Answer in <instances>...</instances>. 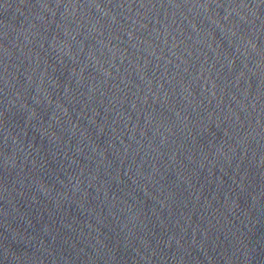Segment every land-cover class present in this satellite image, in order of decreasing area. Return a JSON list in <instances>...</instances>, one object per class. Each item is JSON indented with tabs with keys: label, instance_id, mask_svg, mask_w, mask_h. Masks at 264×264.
I'll list each match as a JSON object with an SVG mask.
<instances>
[{
	"label": "water",
	"instance_id": "1",
	"mask_svg": "<svg viewBox=\"0 0 264 264\" xmlns=\"http://www.w3.org/2000/svg\"><path fill=\"white\" fill-rule=\"evenodd\" d=\"M0 264H264V0H0Z\"/></svg>",
	"mask_w": 264,
	"mask_h": 264
}]
</instances>
